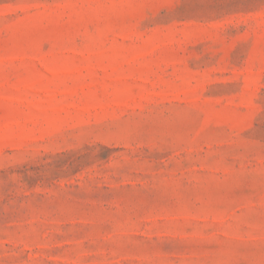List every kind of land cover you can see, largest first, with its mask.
I'll list each match as a JSON object with an SVG mask.
<instances>
[{
	"label": "rangeland",
	"instance_id": "374dc122",
	"mask_svg": "<svg viewBox=\"0 0 264 264\" xmlns=\"http://www.w3.org/2000/svg\"><path fill=\"white\" fill-rule=\"evenodd\" d=\"M0 264H264V0H0Z\"/></svg>",
	"mask_w": 264,
	"mask_h": 264
}]
</instances>
